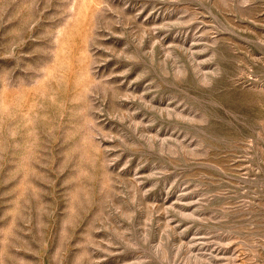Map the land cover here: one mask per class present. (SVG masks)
<instances>
[{
    "label": "rangeland",
    "instance_id": "1",
    "mask_svg": "<svg viewBox=\"0 0 264 264\" xmlns=\"http://www.w3.org/2000/svg\"><path fill=\"white\" fill-rule=\"evenodd\" d=\"M0 264H264V0H0Z\"/></svg>",
    "mask_w": 264,
    "mask_h": 264
}]
</instances>
